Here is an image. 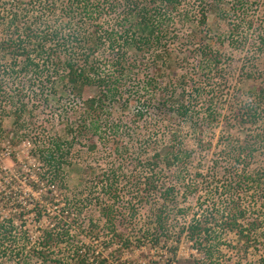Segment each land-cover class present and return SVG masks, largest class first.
<instances>
[{"label":"trees","instance_id":"16d2710c","mask_svg":"<svg viewBox=\"0 0 264 264\" xmlns=\"http://www.w3.org/2000/svg\"><path fill=\"white\" fill-rule=\"evenodd\" d=\"M1 1L5 2L0 6V61L6 65L0 71V106L10 96L5 89L14 73L34 75L35 81L44 76L41 84L53 83L51 94L57 98V104L62 103L66 108L63 103L69 96L73 97V106L69 108L80 113V120L65 124L68 142L50 136L52 142L45 146L44 142L36 140L44 168L38 174L29 173L27 179L34 177L36 185L33 187L39 198L29 203L14 201L17 208L13 206L9 210L15 214L7 220L0 219V264H112L108 255L93 249L90 243L97 241L101 234L122 241L116 219L125 214L114 204L120 197L117 180L98 175L97 187L87 183L80 190H69L62 159L67 157L77 139L87 140L88 149L94 152L97 149L95 135L100 131L102 120L111 118L110 114L117 109L125 110L132 101L143 103L139 100L144 95L153 102L147 106L141 104L135 112L137 120L147 112L158 117L160 123L174 118L189 120L197 131L195 140L200 149L213 148L216 152L217 147H222L220 156L214 158L213 155L209 171L201 179L216 195H213V203L181 224L177 220L190 213L179 204L177 181L169 185L161 182L165 167L174 161H184L179 131L177 128L170 131L168 142L159 148L152 144L154 153L150 157V167L140 171L145 175L144 182L139 181L131 188L139 207H146L149 212L139 228L141 237L155 248L172 244L173 255L155 258L152 264H175L182 239L190 242L199 253L194 264H227L220 259L224 246L237 254L232 264H264V85L253 87L250 99L243 103H237L240 94L235 92L223 100L234 115L230 120H222L224 134L219 144L212 146L211 142L203 141L206 131L219 127L216 122L219 112L212 106L214 95L221 90L219 86L207 90L211 76L219 75L222 62L230 65L233 60L230 51L241 52L245 48L246 41L238 36L239 29L245 23L250 28L255 25L253 20H248L246 10L253 3L264 10V0H192L197 20L186 34L183 27L195 22L188 20L190 8H184V0ZM210 12L213 23L208 20ZM232 18H236L237 24ZM224 23L230 26L220 30ZM255 45L253 56L259 54L264 64L263 33ZM182 51H187L188 55L181 60L193 67L185 68L181 75L172 73L164 83L166 86L160 87L163 80L157 76L158 71L168 67L171 58L177 60ZM141 67L150 72L143 73ZM196 68H203L204 72H195ZM256 71L255 67L250 69L247 77L259 81L261 74L256 76ZM202 75L205 76L203 81ZM225 76L218 77L220 83L216 85L220 88L225 87L224 80L228 81ZM131 79L139 83L135 95L129 99ZM180 86L183 89L177 92ZM188 86L198 94L195 102L186 103L185 88ZM87 88L97 92L85 97ZM44 100L47 102L48 98ZM198 101H204L201 103L206 111L204 115L190 113L193 103ZM27 112L22 102L14 110L15 119L10 129L4 127V108L0 109V143L5 136L14 143L22 140L21 129L33 126L35 120L27 116ZM113 120L109 123L111 127L117 123ZM98 137L103 145L122 153L116 129L111 138ZM233 161L240 169L233 166ZM85 173L93 174L95 170L88 168ZM197 176L202 174L197 173ZM223 176L227 180L221 184ZM87 204L98 213L97 220L85 219L83 211ZM127 209L128 217L135 215V208ZM28 215L40 227L35 236L26 227ZM130 243L125 239L121 245L129 247ZM123 249L119 251L122 253ZM250 255L255 256L254 259H250Z\"/></svg>","mask_w":264,"mask_h":264},{"label":"rangeland","instance_id":"374dc122","mask_svg":"<svg viewBox=\"0 0 264 264\" xmlns=\"http://www.w3.org/2000/svg\"><path fill=\"white\" fill-rule=\"evenodd\" d=\"M231 1V0H229ZM5 1H1L0 6H3ZM183 6L186 5L188 10V20H192L193 23L186 24L183 27V33L186 34L189 28L196 25V7L195 3L191 0L183 1ZM182 8V9H184ZM181 9V13H183ZM246 15L248 20H253L255 23L254 27H248V24L245 23L240 29V34L238 36L245 38L246 44L245 48L241 52H232L230 55L233 58L230 65L221 63V68L219 70V75L215 77L213 74L211 76L210 87L207 90H210L211 86H214V89L219 86L218 90H221L220 93L214 95L213 106L217 114V126L215 129L206 131V135L203 139L204 142H211L212 146L219 144V139L223 136L224 132L221 129L222 120L231 119V116L234 115V111L229 109L226 106L229 96L235 95V93L240 94L237 98V103H243L248 101L251 97V91L256 85L261 83L264 85V64L260 61L259 54L256 53L254 58L253 54L256 50V41L258 36L262 33L264 34V10H259L255 4H251L250 8L246 10ZM213 14L209 13V22L212 21ZM233 23L237 24L236 18H232ZM213 23V22H211ZM230 25L226 23L221 24L220 30H227L226 28ZM234 35V38L239 37ZM228 46V45H227ZM177 48V47H175ZM181 51V50H179ZM229 51V49H228ZM188 55L186 52H180V55L177 60L171 58L168 61V67L161 68L158 71L157 76L161 77L163 80V85L160 87L166 86V83L169 78V75L185 73V68H192L191 63L187 64L185 60H181L183 57ZM174 57V55L172 56ZM176 58V56H175ZM253 65H250V64ZM6 63L0 61V71ZM170 66V67H169ZM257 69L256 76L261 74L259 81H256L253 78H248L247 73L250 69ZM140 67L138 68V72ZM143 73H147L148 69H144ZM204 72L203 68H196L194 71ZM150 72V70H148ZM193 72V70H190ZM141 75L142 73L139 72ZM204 74V73H203ZM228 77V81H223L225 87L220 88V85H216L217 82L220 83V76ZM2 75V73H0ZM189 77V74H187ZM204 75H202L201 80L203 81ZM12 80L8 83L5 91L8 94V100L0 106V109L4 108V113H2V122L4 127L13 128V123L15 119L14 110L24 102L25 110L28 111L27 116H33L34 125L29 126L27 129H21L20 134L23 136L22 140L17 143H14L13 139L10 140L8 137H4L0 143V219L7 220L9 216L14 215L15 213L12 210L14 206V201H26L32 202L39 198L38 193L34 190L36 181L34 177L31 179L28 178V174H38L42 172L44 165L40 160V157L37 152L36 140L42 141L45 143V146H50L52 141L50 136L54 138H59L62 142H68L67 134L65 133V124L73 122H79L78 112H72L73 110L69 106H73V97L65 101L66 108L61 104L55 102L57 98L53 97V83H41L45 81L44 76H41L40 81H35L34 75L30 76L23 73H14ZM53 80V79H52ZM14 81L15 83H13ZM137 82L135 79L130 80V91L128 93V98L130 99L134 92L136 91ZM215 83V85H213ZM261 84V85H262ZM51 86V87H50ZM209 86V85H208ZM184 87V84H183ZM252 87V88H251ZM208 88V87H206ZM177 92H180L183 88L182 86L176 88ZM128 90V89H127ZM135 90V91H134ZM185 97L186 103L188 101L195 102V98L198 95L197 93L192 92L191 88L188 86L185 88ZM206 90V91H207ZM97 91L93 88H87L85 91V97L92 96ZM52 93V94H51ZM135 95V94H134ZM47 97L48 101L46 102L44 98ZM149 96L144 95L140 102L144 101L141 104H146L145 106L152 104L149 102ZM132 101V100H131ZM156 102V101H155ZM185 103V104H186ZM201 103L204 101H198V103H193L194 107L191 108L190 113H199L203 114L206 112L201 106ZM140 103H135L132 101V104L125 108V110H115L111 115V118L103 119V124L101 125L99 133L95 136V142L97 143V149L94 152H91L88 149V141L85 139L74 140L73 144L70 147V153L67 154V157L62 159V168L63 171L67 174V186L69 190H80L85 184L89 183L90 186L95 187L98 182L96 176L101 175L105 178L112 177L117 180V188L120 192V197L115 201V208L120 209L125 214V216L117 217L116 219V229L118 233L123 235L122 241L110 237L108 234H101L100 238L97 241H93L92 247L96 250H101L104 252V255H108L112 260V264H152V261L155 258L159 257H170L172 253V244L168 245L161 244L157 248L150 245L149 241L141 237L139 233V228L149 217L148 208L139 207L137 198L135 199L132 191V187H135V184L141 181L144 182V176L140 171H144L145 168L150 167V157L154 153L152 144L163 146L168 142L167 134L170 133L174 128L179 131L180 139L182 140L181 151H183L184 156L182 163L179 160L174 161L169 167H165L164 172H162L161 178L162 183L175 184L177 186L178 194L177 199L180 201V206L187 208V212L190 214L187 217H181L177 221L178 223L187 222L191 219L193 215L201 213V209L205 208L206 205L213 203L214 196L213 192L211 193L205 185V181L201 180L203 176L207 175L209 171L210 162L213 160V155L215 157L220 156L221 145L217 147L216 152L213 148L208 150L200 149L196 144L197 131L194 130L193 123L191 121H183L181 118H174L170 122L160 123V119L156 116H153L150 113H145V116L140 119L135 118L136 110L142 105ZM72 114L70 118L65 117L66 114ZM64 117L62 118L61 116ZM37 116V118H36ZM192 116V115H191ZM79 119V120H78ZM115 119L117 123H114L112 127L109 123H113ZM215 122L213 125L215 126ZM76 126V125H75ZM117 128H116V127ZM114 129L118 131L120 135L119 147H121L122 153L115 152L112 147L109 145H103L102 141L98 136H104L105 138H111L114 132ZM47 130V133L43 132ZM15 134V133H12ZM40 138V139H39ZM243 139V137H241ZM112 142V141H111ZM113 143V142H112ZM149 143V144H148ZM237 142H235L236 144ZM215 152V153H214ZM216 154V155H215ZM219 154V155H217ZM185 155L187 156L186 158ZM184 158V159H183ZM233 166L236 169H240V165L234 163ZM94 169L95 173L86 174V169ZM147 170V169H146ZM147 172V171H146ZM150 172V171H149ZM197 173L202 174L201 177L197 176ZM144 174V173H143ZM142 178V179H141ZM104 180V179H103ZM227 177L221 178V184L225 183ZM203 181V182H202ZM207 184V183H206ZM97 187V186H96ZM213 191L214 189L211 188ZM97 191L96 189H94ZM214 195V196H213ZM14 206V207H13ZM133 207L136 209L135 215L128 217L127 208ZM191 207V209H189ZM17 208V207H16ZM92 206L88 207L84 205V217H92L95 220L98 219V213L93 211ZM26 227L33 236L38 234L39 226L34 221L33 217L30 215L26 216ZM125 217H128L125 218ZM33 218V220H32ZM187 218V219H186ZM21 224V221H18ZM23 226V224L21 225ZM23 228H21L22 230ZM19 231V230H18ZM113 239V240H111ZM125 239H128L131 243L129 247H123L121 244ZM112 241V243H111ZM122 242V243H121ZM123 249L122 253L119 249ZM231 248L224 246V252L220 255V259L227 264H232L237 260V254ZM112 257V258H111ZM199 257V253L195 250L192 244L186 239H182L177 249V262L175 264H194L196 258ZM250 255V259H254ZM11 264H16L12 262Z\"/></svg>","mask_w":264,"mask_h":264}]
</instances>
